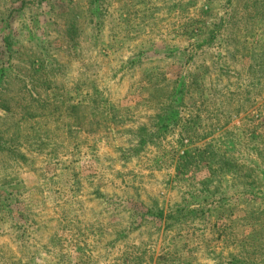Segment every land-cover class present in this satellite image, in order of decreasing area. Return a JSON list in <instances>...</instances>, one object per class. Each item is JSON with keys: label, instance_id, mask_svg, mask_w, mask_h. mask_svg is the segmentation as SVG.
<instances>
[{"label": "rangeland", "instance_id": "obj_1", "mask_svg": "<svg viewBox=\"0 0 264 264\" xmlns=\"http://www.w3.org/2000/svg\"><path fill=\"white\" fill-rule=\"evenodd\" d=\"M0 264H264V0H0Z\"/></svg>", "mask_w": 264, "mask_h": 264}, {"label": "trees", "instance_id": "obj_2", "mask_svg": "<svg viewBox=\"0 0 264 264\" xmlns=\"http://www.w3.org/2000/svg\"><path fill=\"white\" fill-rule=\"evenodd\" d=\"M40 64H41V61L39 62ZM174 85H178V91L176 92L177 94H179V93H181L182 94V92H183V90L186 88H188V86H190L188 83H186L183 79H179V80H177L175 83H174ZM98 93V92H97ZM96 93V94H97ZM180 94V95H181ZM88 94H86V96H87ZM99 97H101V98H103V96L100 94V93H98L97 94ZM174 96L175 95H173L172 97H173V100L172 99H170L171 101H170V103L168 104V106H169V108H172L173 107V105H175V103L176 102H178L179 101V99H174ZM91 102H92V105H94L95 103H96V106H98L99 104H98V102H100L102 105H100V108H102V106L103 105H105L106 104V106H107V111L109 110V104L104 100L103 101V99H99L98 100V97L97 96H95V97H92L91 99ZM73 108V107H72ZM94 108V107H93ZM103 108H104V106H103ZM158 118L159 119H161V117L160 116H158ZM170 118H171V115L170 116H167V118H166V121L167 120H170ZM89 121H90V119H88ZM80 128L83 126V124H79L78 125ZM76 127H77V124H76Z\"/></svg>", "mask_w": 264, "mask_h": 264}]
</instances>
